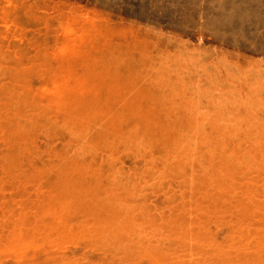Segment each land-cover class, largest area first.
<instances>
[{"label": "rangeland", "instance_id": "obj_1", "mask_svg": "<svg viewBox=\"0 0 264 264\" xmlns=\"http://www.w3.org/2000/svg\"><path fill=\"white\" fill-rule=\"evenodd\" d=\"M15 1L0 264H264V0Z\"/></svg>", "mask_w": 264, "mask_h": 264}, {"label": "bare ground", "instance_id": "obj_2", "mask_svg": "<svg viewBox=\"0 0 264 264\" xmlns=\"http://www.w3.org/2000/svg\"><path fill=\"white\" fill-rule=\"evenodd\" d=\"M6 1H7V0H6ZM14 1H15V0H14ZM23 1H24V0H23ZM15 2H16V1H15ZM85 3H86V2H85ZM72 4H73V3H72ZM72 4H71V5H72ZM39 5H40V4H39ZM59 8H60V7H59ZM7 9H8V8H7ZM14 10H15V9H14ZM49 10H50V9H49ZM51 10H52V9H51ZM77 12H78V11H77ZM17 13H18V12H17ZM36 16H37V15H36ZM72 16H73V15H72ZM72 16H70V17H72ZM87 18H88V17H87ZM67 20H68V19H67ZM70 20H71V19H70ZM73 20H74V19H73ZM93 20H94V19H93ZM64 21H65V20H64ZM10 22H11V21H10ZM82 22H83V21H82ZM8 23H9V22H8ZM58 23H59V22H58ZM74 23H75V22H74ZM22 24H23V23H22ZM72 24H73V23H72ZM72 24H71V25H72ZM92 24H93V23H92ZM95 24H96V23H95ZM18 25H19V24H18ZM23 25H24V24H23ZM42 25H43V24H42ZM69 25H70V24H69ZM73 25H76V23L73 24ZM77 25H78V24H77ZM81 25H82V24H81ZM21 27H22V26H21ZM30 27H31V26H30ZM63 27H64V26H63ZM77 28H78V27H77ZM95 28H96V27H95ZM83 29H85V28H83ZM83 29H82V31H85V30H83ZM90 29H91V28H90ZM86 30H87V29H86ZM91 30H92V29H91ZM91 30H90V31H91ZM85 32H88V31H85ZM134 32H135V31H134ZM58 33H59V32H58ZM66 33H67V32H66ZM75 33L78 34V32H76V31H75ZM82 33H84V32H82ZM90 33H91V32H90ZM67 34H68V33H67ZM77 34H76V35H77ZM64 35H65V34H64ZM69 35H70V34H69ZM69 35H68V36H69ZM82 35H83V34H82ZM66 36H67V35H66ZM74 36H75V35H74ZM74 36H73V37H74ZM94 36H95V35H94ZM69 37H70V36H69ZM71 37H72V36H71ZM81 37H83V36H81ZM90 37H91V36H90ZM12 38H13V37H12ZM65 38H66V37H65ZM65 38H64V39H65ZM132 38H133V37H132ZM60 39H61V38H60ZM62 39H63V38H62ZM64 39H63V41H64ZM68 39H70V38H68ZM73 39H74V38H73ZM82 39H83V38H82ZM84 39H85V37H84ZM88 39H89V38H88ZM91 39H92V38H91ZM65 40H66V39H65ZM74 40H75V39H74ZM74 40H73V41H74ZM75 41H76V40H75ZM86 41H87V40H86ZM83 42H84V40H83ZM215 42H216V41H215ZM74 43H75V42H74ZM86 43H88V42H86ZM86 43H85V46H86ZM67 44H68V45H69V44L71 45V43H67ZM93 44H94V43H93ZM77 45H78V44H77ZM79 45H80V43H79ZM94 45H95V44H94ZM105 45H106V44H105ZM136 45H137V44H136ZM58 46H59V44H58ZM65 46H67L66 43H65ZM65 46H64V47H65ZM55 47H56V46H55ZM60 47H61V46H60ZM73 47H74V46H73ZM79 47H81V46H78V48H79ZM92 47H94V46H92ZM227 47H228V46H227ZM7 48H8V47H7ZM74 48H75V47H74ZM78 48H77V49H78ZM98 48H99V47H98ZM65 49H66V48H65ZM71 50H72V49H71ZM75 50H76V49H75ZM79 50H81V49H79ZM76 51H77V50H76ZM87 51H88V48H87ZM53 52H54V51H53ZM59 52L61 53V51H59ZM73 52H75V51H73ZM67 53H69V52L67 51ZM67 53H66V54H67ZM77 53L79 54V52H77ZM77 53H76V54H77ZM94 53H95V52H94ZM103 53H104V52H103ZM56 54H57V53H56ZM63 54H64V53H63ZM70 54H72V53H70ZM59 55H60V54H59ZM59 55H58V56H59ZM53 56H55V55H53ZM56 56H57V55H56ZM58 56H57V57H58ZM67 56L69 57V55H67ZM67 56H66V58H68ZM84 56H85V55H84ZM91 56H92V55H91ZM205 56H206V55H205ZM59 58H60V57H59ZM61 58L64 59V55H63V57H61ZM66 58H65V59H66ZM51 59H52V58H51ZM69 59H70V58H69ZM64 61H65V60H64ZM69 61H70V60H69ZM121 62H122V61H121ZM11 63H12V62H11ZM123 63H124V62H123ZM69 64H70V62H69ZM65 65H66V64H65ZM121 65H122V64H121ZM210 65H211V64H210ZM67 66L70 68L71 65L69 66V65L67 64ZM67 66H66V67H67ZM64 67H65V66H64ZM66 67H65V68H66ZM68 67H67V69H68ZM121 68H123V67H121ZM211 68H212V66H211ZM63 69H64V68H63ZM188 69H189V68H188ZM70 70H71V69H70ZM55 71H56V70H55ZM170 71H172V70H170ZM12 72H13V70H12ZM238 72H239V71H238ZM77 73H78V72H77ZM116 74H117V73H116ZM135 74H136V73H135ZM62 75H63V74H62ZM121 75H122V74H121ZM52 76H53V75H52ZM57 77H59L58 74H57ZM69 77H70V76H69ZM69 77H68V79H69ZM71 77H73V75H72ZM77 77H79V75H77ZM81 77H82V76H81ZM51 78H52V77H51ZM73 78H74V77H73ZM86 78H87V77H86ZM86 78H85V79H86ZM243 78H244V77H243ZM53 79H54V78H53ZM58 80H59V79H58ZM69 80H70V79H69ZM75 80H76V79H75ZM81 80H82V79H81ZM28 81H29V80H28ZM67 81H68V80H67ZM77 81H79V80H77ZM84 81H85V80H84ZM121 81H122V80H121ZM63 82H64V81H63ZM65 82H66V81H65ZM81 82L83 83V80H82ZM81 82H79V84H81ZM89 82H90V81H89ZM69 83H70V82H69ZM85 83H86V82H84V84H85ZM96 83H97V82H96ZM72 84H73V83H72ZM75 84H76V83H75ZM77 84H78V83H77ZM86 84H87V86H86ZM86 84H85L84 86H85L86 88H88V83H86ZM60 85H61V84H60ZM65 85H66V84H65ZM73 85H74V84H73ZM94 85H95V84H94ZM116 85H117V83H116ZM90 86H92L91 83H90ZM120 86H122L121 83H120ZM60 87H61V86H60ZM76 87L78 88V87H80V86H79V85H78V86L76 85ZM93 87H94V86H93ZM0 88H1V86H0ZM81 88H82V87H81ZM86 88H83V91H84V89H86ZM146 88H147V87H146ZM30 89H31V87H30ZM33 89H34V88H33ZM90 89H91V88H90ZM90 89H88V90H90ZM31 90H32V89H31ZM62 90H63V89H62ZM78 90H79V89H78ZM5 91H6V90H5ZM37 91H40V90H37ZM37 91H36V93H37ZM64 91H65V90H64ZM64 91H63V92H64ZM83 91H81V92H83ZM40 92H41V91H40ZM40 92H39V94L41 95L42 92H41V93H40ZM63 92H62V93H63ZM76 92H77V91H76ZM132 92H133V91H132ZM7 93H8V92H7ZM57 93H58V92H57ZM64 93H65V92H64ZM83 93H84V92H83ZM3 94H4V90H3ZM43 94H44V93H43ZM80 94H81V93H80ZM4 95H5V94H4ZM45 95H47V94H45ZM57 95H58V94H57ZM61 95H62V94H61ZM81 95H83V94H81ZM137 95H138V94H137ZM0 96H2V94H1ZM5 96H6V95H5ZM5 96H3V97H5ZM41 96H44V95H41ZM78 96H79V95H78ZM84 96H85V95H84ZM0 98H1V97H0ZM79 98H80V97H79ZM82 98H83V97H82ZM10 99H12V98H10ZM48 99H50V98H48ZM143 100H144V99H143ZM42 101H43V100H42ZM1 102H2V101H1ZM10 102H11V101H10ZM13 102H14V101H12V103H13ZM15 102H16V101H15ZM126 102H127V100H126ZM45 103H46V102H45ZM13 105H14V104H13ZM44 105H45V104H44ZM46 105H48V104L46 103ZM10 106H12V105H10ZM241 106H242V105H241ZM243 106H244V105H243ZM152 107H153V106H152ZM246 107H248V106H246ZM5 108H6V107H5ZM11 108H12V107H11ZM18 109H19V108L15 109V110H18ZM59 109H60V108H59ZM26 110H27V109H26ZM42 110H44L43 107H42ZM47 110H48V109H47ZM17 112H18V111H17ZM21 114H22V113H21ZM21 114H18V116H19V115L21 116ZM246 114H247V113H246ZM0 117H1V116H0ZM1 120H2V119H1ZM1 120H0V121H1ZM9 122H10V121H9ZM13 122H14V121H13ZM13 122H12V123H13ZM17 122H18V121H17ZM12 123H11V124H12ZM123 123H124V122H123ZM11 124H10V125H11ZM15 124H16V123H15ZM1 125H4V124L1 123ZM4 126H5V125H4ZM4 126H3V127H4ZM19 126H21V124H20ZM3 127H2V128H3ZM6 128H7V127H6ZM6 128H5V129H6ZM231 128H232V127H231ZM253 128H254V127H253ZM256 129H257V128H256ZM6 130H8V129H6ZM168 131H169V130H168ZM173 131H174V130H173ZM9 132H11V131H9ZM2 133H4V132H2ZM244 133H245V132H244ZM24 134H25V133H24ZM12 135H13V134H12ZM3 136H4V135H3ZM3 136H0V137H3ZM8 136H9V135H8ZM10 136H11V134H10ZM245 136H246V135H245ZM12 137H13V136H12ZM15 137H16V136H15ZM247 137H248V136H247ZM142 138H143V137H142ZM248 138H249V137H248ZM9 139H10V138H9ZM16 139H17V137H16ZM21 139H22V137H21ZM13 140H14V139H13ZM11 141H12V140H11ZM243 141H244V140H243ZM9 142H10V141H9ZM252 142H254V141H252ZM11 143H12V142H11ZM11 143H10V144H11ZM56 143H57V142H56ZM185 143H186V142H185ZM8 144H9V143H8ZM10 144H9V145H10ZM156 144H158V143H156ZM9 145H8V146H9ZM47 145H48V144H47ZM89 146H90V145H89ZM41 148H42V147H41ZM156 148H157V147H156ZM44 150H45V149H44ZM39 151H40V150H39ZM41 151H42V150H41ZM195 151H196V150H195ZM20 152H21V151H20ZM35 152L37 153V150H36ZM176 152H177V151H176ZM247 152H248V151H247ZM36 153H34V154H36ZM41 153H42V152H41ZM25 154H26V153H25ZM194 154H195V153H194ZM255 155H256V154H255ZM257 155H258V154H257ZM15 156H16V155H15ZM37 156H38V155H37ZM192 156H193V155H192ZM30 157H31V155H30ZM38 157H39V156H38ZM27 158H28V157H27ZM28 159H29V158H28ZM31 159H32V158H31ZM36 159H37V157H36ZM29 160H30V159H29ZM39 160H40V159H39ZM234 160H235V159H234ZM37 161H38V160H37ZM4 162H5V161H4ZM20 162H21V161H20ZM34 162H35V161H34ZM0 163H2V162H0ZM10 163H11V161H10ZM25 163H26V162H25ZM30 163H31V162H30ZM16 164H17V162H16ZM32 164H34V163H32ZM25 165H26V164H25ZM25 165H24V166H25ZM0 166H1V165H0ZM2 166H3V165H2ZM2 166H1V167H2ZM12 166H13V164H12ZM19 166H23V165L19 164ZM17 167H18V166H17ZM166 167H167V166H166ZM3 168H6V167H3ZM3 170H4V169H3ZM254 171H255V170H254ZM168 172H169V171H168ZM234 172H235V171H234ZM99 174H100V173H99ZM171 175H172V174H171ZM259 177H260V176H259ZM219 178H220V177H219ZM216 179H217V178H216ZM257 179H258V178H257ZM180 180H181V179H180ZM0 183H1V182H0ZM3 183H4V182H3ZM11 184H12V183H11ZM13 184H14V183H13ZM148 186H149V185H148ZM231 187H232V186H231ZM232 188H233V187H232ZM11 190H13L12 187H11ZM14 190H15V189H14ZM226 190H227V189H226ZM41 191H43V190L41 189ZM9 193H10V192H9ZM13 193H14V192H13ZM53 194H54V192H53ZM218 196H219V195H218ZM218 196H217V197H218ZM2 200H3V199H2ZM211 203H212V202H211ZM173 205H174V203H173ZM201 205H202V203H201ZM219 208H220V207H219ZM201 209H202V208H201ZM232 209H233V208H232ZM24 211H25V210H24ZM61 211L63 212V210H61ZM68 212H69V211H68ZM218 212H219V211H218ZM3 213H4V212H3ZM4 215L6 216V214H4ZM4 215H3V216H4ZM0 217H1V216H0ZM252 217H253V216H252ZM260 217H261V216H260ZM2 218H4V217H1L0 219H2ZM253 218H254V217H253ZM5 219H6V218H5ZM6 221H7V220H6ZM2 222H3V221H2ZM198 223H199V221H198ZM13 225H14V224H13ZM128 225H130V224H128ZM144 225H145V224H144ZM146 225H147V224H146ZM146 225H145V226H146ZM119 226H120V225H119ZM142 226H143V225H142ZM142 226H141V227H142ZM198 226H199V225H198ZM107 227H108V226H107ZM11 228H12V227H11ZM143 228H144V227H143ZM12 229H13V228H12ZM145 230H146V229H145ZM148 230H149V229H148ZM150 230H151V229H150ZM13 232H14V230H13ZM145 232H147V231H145ZM198 232H199V231H198ZM14 233H15V232H14ZM13 235H14V234H13ZM15 235H16V234H15ZM49 235H50V234H49ZM16 236H17V235H16ZM16 236H15V237H16ZM18 236H19V235H18ZM24 237H25V236H24ZM15 240H16V239H15ZM18 240H19V239H18ZM23 240H24V239H23ZM27 241H28V240H27ZM20 242H21V240H20ZM58 242H59V241H58ZM14 243H15V242H14ZM23 243H24V242H23ZM12 244H13V243H12ZM21 244H22V243H21ZM24 244H25V243H24ZM256 247H257V246H256ZM8 248H10V247L8 246ZM11 248H12V247H11ZM14 249H15V248H14ZM9 250H10V249H9ZM141 252H142V251H141ZM152 254H153V253H152ZM10 258H11V257H10ZM137 261H138V260H137ZM154 262H155V261H154ZM262 262H263V261H262ZM130 263H132V262H130Z\"/></svg>", "mask_w": 264, "mask_h": 264}]
</instances>
